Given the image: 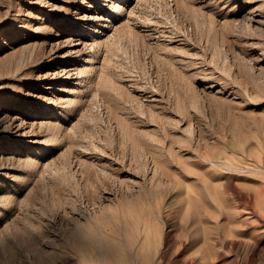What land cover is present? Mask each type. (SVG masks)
<instances>
[{"label":"rangeland","instance_id":"1","mask_svg":"<svg viewBox=\"0 0 264 264\" xmlns=\"http://www.w3.org/2000/svg\"><path fill=\"white\" fill-rule=\"evenodd\" d=\"M0 264H264V0H0Z\"/></svg>","mask_w":264,"mask_h":264},{"label":"bare ground","instance_id":"2","mask_svg":"<svg viewBox=\"0 0 264 264\" xmlns=\"http://www.w3.org/2000/svg\"><path fill=\"white\" fill-rule=\"evenodd\" d=\"M89 56H91V54L89 55ZM90 58V57H89ZM83 62H85V61H83ZM86 62H89V60H86ZM87 66V64H83L82 65V68H85ZM136 261V260H135Z\"/></svg>","mask_w":264,"mask_h":264}]
</instances>
